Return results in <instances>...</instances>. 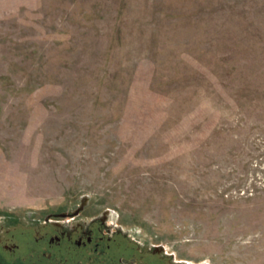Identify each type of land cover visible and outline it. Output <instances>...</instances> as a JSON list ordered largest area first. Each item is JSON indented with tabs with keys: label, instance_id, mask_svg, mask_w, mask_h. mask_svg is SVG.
<instances>
[{
	"label": "rangeland",
	"instance_id": "1",
	"mask_svg": "<svg viewBox=\"0 0 264 264\" xmlns=\"http://www.w3.org/2000/svg\"><path fill=\"white\" fill-rule=\"evenodd\" d=\"M83 201L264 264V0H0V205Z\"/></svg>",
	"mask_w": 264,
	"mask_h": 264
},
{
	"label": "flooded vegetation",
	"instance_id": "2",
	"mask_svg": "<svg viewBox=\"0 0 264 264\" xmlns=\"http://www.w3.org/2000/svg\"><path fill=\"white\" fill-rule=\"evenodd\" d=\"M88 205H0V264H170L163 245L137 239L110 220L109 210L88 215Z\"/></svg>",
	"mask_w": 264,
	"mask_h": 264
}]
</instances>
